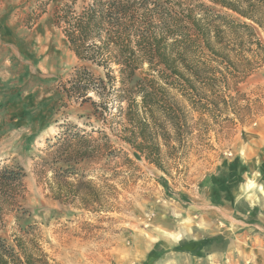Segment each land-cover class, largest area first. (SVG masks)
Returning a JSON list of instances; mask_svg holds the SVG:
<instances>
[{"label":"rangeland","instance_id":"1","mask_svg":"<svg viewBox=\"0 0 264 264\" xmlns=\"http://www.w3.org/2000/svg\"><path fill=\"white\" fill-rule=\"evenodd\" d=\"M72 1L0 0V168L19 165L25 172L16 200L3 211L0 236L9 244L14 236L37 244L51 264H264V196L257 193L255 204L246 197L221 200L204 188L229 160L250 154L259 165L239 183H253L247 193L258 186L264 191V136L258 132L264 54L246 38L242 46L230 41L233 63L228 69L213 63L215 83L197 84L200 97L214 106L211 115L194 111L158 81L189 127L175 133L166 123L169 136L157 137L162 171L126 141L131 130L139 132L132 122L140 108L128 112L122 104L121 112L111 99L104 112L69 97L77 68L105 75L80 62L55 25L56 11ZM75 1L77 9L84 4ZM252 26L264 44V32ZM146 70L138 80L157 74Z\"/></svg>","mask_w":264,"mask_h":264},{"label":"trees","instance_id":"2","mask_svg":"<svg viewBox=\"0 0 264 264\" xmlns=\"http://www.w3.org/2000/svg\"><path fill=\"white\" fill-rule=\"evenodd\" d=\"M208 1L226 12L215 11L198 0H187L185 5L177 0H83L80 9L73 0L64 3L54 16L76 58L105 72L104 77L96 78L86 68H77L67 90L69 97L92 101L104 112L110 111L107 101L111 99L121 112L122 104H127L128 112L140 108L142 114L135 111L137 117L132 122L139 132L131 130L126 141L162 171L157 137L166 140L169 136L166 123L175 133L181 132V126L188 133L189 127L183 112L181 118L176 117L174 105L166 100L169 89L158 88V81L179 93L194 111L211 115L214 106L200 97L197 84L215 83L213 63L224 69L233 63L228 55L230 41L242 46L246 38L264 54V44L252 26L264 32V0ZM145 68L147 73H157V80L149 76L138 80V73ZM91 93L103 101L101 106L93 102ZM148 118L154 123L153 132ZM83 138L73 136L79 141ZM138 138L142 143H136ZM24 178L19 165L0 168V222L3 211L16 200ZM36 245L17 236L9 244L0 236V264H51Z\"/></svg>","mask_w":264,"mask_h":264},{"label":"crops","instance_id":"3","mask_svg":"<svg viewBox=\"0 0 264 264\" xmlns=\"http://www.w3.org/2000/svg\"><path fill=\"white\" fill-rule=\"evenodd\" d=\"M262 136H264V125L259 129L258 131ZM264 139V138H263ZM259 144H261L262 139L258 140ZM263 146H264V142ZM262 146V147H263ZM260 155V154H259ZM248 158L246 160H242L240 162H231L230 160L227 162V166L219 170L218 172H215L211 176H209L205 180V191L206 193H210L211 197H218L221 198V200L224 199L226 196H231L234 198V201L239 200L241 198H245L250 201V198L247 197L249 193H247V190H245V193H243L242 189L245 186L240 185L239 182L246 181V177L251 172V165L258 166L259 162H254L253 158L254 155H252V158H250V154H248ZM262 156V153L261 155ZM261 162V161H260ZM264 164V161H262ZM249 170V171H248ZM250 180V179H248ZM220 193V195H219ZM227 193V194H226ZM251 202V201H250ZM253 203V202H251ZM257 203V202H256ZM255 204V203H254Z\"/></svg>","mask_w":264,"mask_h":264},{"label":"bare ground","instance_id":"4","mask_svg":"<svg viewBox=\"0 0 264 264\" xmlns=\"http://www.w3.org/2000/svg\"><path fill=\"white\" fill-rule=\"evenodd\" d=\"M253 183L250 181L249 183H247L244 187H243V189H242V191H243V193H245V190H247V189H249V188H251ZM257 193H259L260 195L262 194L263 196H264V191H263V189H262V187L261 186H258L257 188H256V190L253 192V193H249L248 195H247V197L248 198H250V201L251 202H253V203H258L259 202V194H257Z\"/></svg>","mask_w":264,"mask_h":264}]
</instances>
